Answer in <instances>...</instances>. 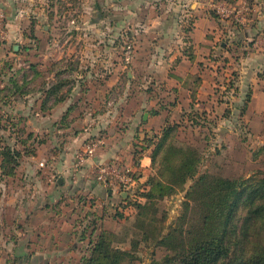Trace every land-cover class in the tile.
<instances>
[{"label": "rangeland", "instance_id": "374dc122", "mask_svg": "<svg viewBox=\"0 0 264 264\" xmlns=\"http://www.w3.org/2000/svg\"><path fill=\"white\" fill-rule=\"evenodd\" d=\"M0 11L4 13L3 24L7 30V38L0 39V164L4 144L22 151L13 175H4L0 169V200L6 201L7 194L13 196L12 204L6 205L3 213L0 207V264H31L36 255L41 254L32 253L25 246L40 241L45 245H53V242L58 245L64 237H52L54 232L48 231L44 239L35 241L27 233L15 232L22 231L15 227L25 225L28 209L26 204L19 205V202L21 204L40 187L38 181L42 186L48 182L55 185L58 178L65 175L53 166L60 144L63 145L65 131L61 129L71 126L67 124L71 117L84 119L88 110L93 116L106 112L104 119L112 120L114 126L118 122L120 125L124 112L135 109L138 82L142 84L144 77L139 70L146 66L147 60L132 62L133 56L140 51L138 40L142 33L135 35L126 25L122 0H0ZM15 45L19 46L17 50ZM36 71L39 74L36 75ZM129 71L134 72L131 77L134 81L128 80ZM60 80L69 81L62 90L66 92L63 101L81 102L75 110L70 106L64 113L60 107L56 108L60 102L50 108L42 106L44 90ZM16 83L31 91L11 93ZM154 95L165 98L167 90ZM242 96L240 105L245 94ZM127 100L129 105L124 106ZM160 109L170 110L168 105ZM229 110L232 116V108L222 109L221 113L229 114ZM249 112L253 114L250 116L247 112L248 115L241 117L240 106L234 110L231 120L221 123L210 121L206 112L194 106L173 110V116L183 124L177 139L179 144H191L200 149L199 174L264 176V151L259 152L264 145V109L251 108ZM250 117L253 121L248 122ZM189 118L200 121L195 125ZM89 121H80L81 125L77 126L83 127ZM76 129L74 126L73 130ZM105 131L101 127L89 132L92 134L83 141L102 137L98 134L107 135ZM137 183L134 191L139 192V198L131 197L129 203L124 204L118 195L114 205L108 210L105 208L102 216L100 211L99 214L95 211L96 201L83 194L79 197L80 210L75 206L77 201L68 200L69 196H63L67 201L63 208L60 206L63 200L52 202L54 207L51 208L45 204L47 196L43 194L34 203V214L55 216L50 224L59 228L62 227L61 217H67L71 211L74 238L80 239L85 233L89 235L87 239H80L84 248L89 245V239H96L102 231H113L114 244L125 249L131 248L132 239H141L137 250L139 260L134 264H165L166 256L175 255V252L156 239L172 231L171 245L188 246L201 226L203 210L198 200L191 201L190 205L184 203L186 190L192 184L189 181L186 190L155 200V204L148 205L134 222L137 214L134 203L144 201L140 193L146 191L143 184ZM62 210L67 213L58 215ZM38 219L35 217L34 225L42 223ZM41 230L42 225L35 232ZM143 231L149 240H142Z\"/></svg>", "mask_w": 264, "mask_h": 264}, {"label": "crops", "instance_id": "0c3cea01", "mask_svg": "<svg viewBox=\"0 0 264 264\" xmlns=\"http://www.w3.org/2000/svg\"><path fill=\"white\" fill-rule=\"evenodd\" d=\"M224 1L233 6L241 4L243 0ZM209 2L210 0H122L124 19L128 22L126 25L134 30L135 35L137 32L142 33L138 40L140 51L136 52V57H131L132 62L147 60L146 66L139 70V74L144 77L142 84L138 82L137 104L131 112H124L120 125L118 118V123L114 126L112 120L106 121V112L93 116L88 110L84 119L81 116L71 117L67 123L71 126L61 129L65 131L63 145L60 144L58 159L53 168H59L65 175L58 178L55 185L48 182L42 186L38 181L37 186L40 187L22 200L21 204L19 202V205L26 204L28 209L25 225L15 227L22 231L15 232L20 235L27 233L35 241L44 239V233L48 234V231L54 232L52 237L64 238L58 245L53 241V245H45L40 241L39 244L31 242L25 246L26 250L44 256L39 260L41 256L36 255L31 264H82V257L88 254V246H82V237L76 239L75 233H72L75 229L71 224L74 221L71 211L67 217L60 216L62 227L59 228H53L50 224L55 216L34 214V203L43 194L47 196L45 204L51 208L54 207L52 202L60 200H63L60 204L63 208L67 203L63 198L69 196V201H77V210H80L79 197L83 194L96 201L95 211L98 214L100 211L102 216L105 208L110 209V205H114L120 194L116 188L107 189L95 180L94 164L117 162L131 166L137 171V184H143L142 187L145 188L144 183L155 173L151 158L154 144L145 147L146 139L156 141L155 135L161 132L165 122L168 119L176 120L173 110L194 106L206 112L210 121L224 123L232 119L234 110L240 106L241 117L248 114L251 116V108L257 111L264 109V0H249L254 12L246 25H239L232 18L212 11ZM127 76L130 80L134 77V72L129 71ZM164 89L167 90L165 98L154 95ZM249 93L251 98L242 112ZM243 94L245 99L240 105L238 102L242 100ZM75 102L62 101L56 108L60 107L66 113L70 106L74 110L81 106V102ZM128 103V100L124 101V106L129 105ZM162 105H168L170 110L160 109ZM229 108L233 110L232 116L230 112L223 116L222 109ZM79 120L90 121L79 127ZM251 120L253 121L250 117L248 122ZM74 126L76 130H73ZM101 127L107 130V135L98 134L104 138L105 144L86 165L76 168L77 153L84 145V138L92 134L89 132ZM122 196L127 198L130 194L123 193ZM12 198L7 194L6 201L0 200L2 213L6 205L12 204ZM66 213L62 210L58 215ZM35 217L42 223L34 225ZM100 220L102 221L101 218ZM40 225L43 231L35 232Z\"/></svg>", "mask_w": 264, "mask_h": 264}, {"label": "trees", "instance_id": "16d2710c", "mask_svg": "<svg viewBox=\"0 0 264 264\" xmlns=\"http://www.w3.org/2000/svg\"><path fill=\"white\" fill-rule=\"evenodd\" d=\"M68 82L60 80L45 89L42 106L50 108L65 100L66 92L62 90ZM23 87L16 83L11 93L26 94L31 91ZM250 98L249 93L242 112L245 111ZM225 115L229 114L224 113L223 116ZM188 120H192V124L195 125L200 121L192 118ZM182 125L181 121L168 119L161 132L155 135L156 141L146 139L145 147L154 144L151 158L155 173L144 183L146 191L140 193L145 200L134 203L137 209L134 222L140 218L148 205L155 204L153 203L155 200L186 190L187 183L192 181L186 190L184 203L190 205L191 201L198 200L203 210L201 226L188 246L183 243L171 245L172 231L165 237L161 235L156 239L160 245H165L175 252L176 256H166L165 264H264V176L257 174L250 177H228L215 176L211 173L199 174L202 159L200 149L191 144L180 145L177 141ZM262 151L264 145L259 149V152ZM21 156V150L4 144L0 164L2 174L13 175ZM134 190L127 198L121 195L124 204H128L131 197L139 198V192L137 194ZM144 222L142 221L143 224ZM145 233L143 231L142 240L147 241L149 239ZM88 236L85 233L82 239H87ZM113 236L115 232L104 230L96 239H89L88 254L82 257V264L137 262L139 260L137 250L141 239L138 241L132 239L131 248L125 249L114 244Z\"/></svg>", "mask_w": 264, "mask_h": 264}, {"label": "built area", "instance_id": "2783aa9c", "mask_svg": "<svg viewBox=\"0 0 264 264\" xmlns=\"http://www.w3.org/2000/svg\"><path fill=\"white\" fill-rule=\"evenodd\" d=\"M210 8L217 14L232 18L239 25H246L251 17L253 7L249 0H243L239 5H229L224 0H210ZM4 13L0 11V39L7 38V30L3 24ZM105 144L103 137L88 140L77 153L75 167L81 168L86 165ZM95 180L107 189L118 190L120 195L123 193L131 194L136 186L135 169L128 165H120L117 162H99L93 168Z\"/></svg>", "mask_w": 264, "mask_h": 264}, {"label": "water", "instance_id": "95a60500", "mask_svg": "<svg viewBox=\"0 0 264 264\" xmlns=\"http://www.w3.org/2000/svg\"><path fill=\"white\" fill-rule=\"evenodd\" d=\"M18 48H19L18 45H15V46H14V49H15V50H17ZM60 182H62V179H60ZM125 194L127 195V193H125Z\"/></svg>", "mask_w": 264, "mask_h": 264}]
</instances>
